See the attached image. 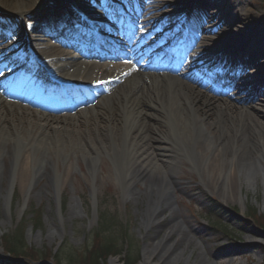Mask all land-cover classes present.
<instances>
[{
  "label": "rangeland",
  "instance_id": "374dc122",
  "mask_svg": "<svg viewBox=\"0 0 264 264\" xmlns=\"http://www.w3.org/2000/svg\"><path fill=\"white\" fill-rule=\"evenodd\" d=\"M44 1L23 7L16 4L21 13L0 16V26L9 22L20 25L22 39H25L24 43L18 44L20 47L16 46L17 50H11L12 44H8L11 39L4 37L3 32L6 31L0 29L2 48H8L5 56L16 59L19 53H27L26 36H30V26L34 24L35 6L51 2ZM210 1L230 8L228 12L236 14L232 26L227 24L233 27V44H238L241 39L239 44H243V52L254 53L255 62L260 66L250 76H244L247 78L244 82L248 83L245 85H261L264 82V52L260 53V41L250 38L249 32L260 25L263 26L260 30L264 32V0ZM207 13L211 17L208 21H211L213 12L207 9ZM101 21L115 28L107 19ZM228 27L224 26V29ZM220 29L216 30L219 36L216 39H221ZM103 33L116 42L121 40L110 32ZM62 49L73 55L71 50ZM101 59L98 61H107ZM259 74L263 77H258ZM250 90L253 93L255 87ZM96 102V99L89 98L86 106ZM259 104H264V98L256 102V105ZM78 108L82 105L66 103L58 105L57 111H49V114L73 115L79 111ZM101 108L106 115V106ZM168 123L155 126L157 134H152L148 143L152 157L160 156L162 154L158 152L160 149L156 148L154 140L164 137L167 141L163 140L164 144L159 145H165L175 154L171 167L160 164L153 167L171 178L170 198L162 199L159 207L154 208H150L148 203V184L135 180L128 185L123 178L124 168L118 170L113 159L105 155L102 162L95 161L93 171L84 158L86 148L84 144L82 147V143L68 139L58 143V140L51 139L45 143L51 149L48 155L42 148L26 144L16 159L10 157L9 152H0V264L11 263L2 254L3 238H12L19 228L25 247L38 254H58L61 264H81L95 244L93 234L102 214L114 219L125 230L133 249L139 252L138 264H141L144 253L150 257L152 264H264V171L258 169V163L253 159L237 168L231 163L232 157L228 154L232 150L228 147V156L221 159L225 170L220 171L221 177L217 178L221 188L210 190L213 173L201 170L214 153L210 136L201 129L204 147L208 149L202 155L196 148H189L192 136L187 128L182 130L181 127L177 131ZM24 164L29 180L26 185H21L16 179ZM232 170H236L235 183L241 187L238 192L235 185L234 195L230 194L228 185ZM253 213V220L259 226L255 223L242 225L250 220ZM226 227L228 235L224 234ZM162 249L166 253L160 256ZM52 259L49 258L50 261ZM112 260H115L114 264H122L118 256L108 258L106 264H112ZM39 262L32 264H46Z\"/></svg>",
  "mask_w": 264,
  "mask_h": 264
},
{
  "label": "bare ground",
  "instance_id": "6f19581e",
  "mask_svg": "<svg viewBox=\"0 0 264 264\" xmlns=\"http://www.w3.org/2000/svg\"><path fill=\"white\" fill-rule=\"evenodd\" d=\"M38 1L0 0V16L21 13L17 10L19 8H16V4L23 7L35 5ZM49 1H52L50 5L41 3L35 6L34 24L30 26V36H26V42H29V47L36 52L44 69H41L43 72L35 73V67L32 64L30 67H25V69H33L30 73L38 79L36 81L30 77L29 73L25 74L29 76V80H32L31 89H36L44 83L48 79V73L58 81L67 82L66 88L69 97L67 102L76 103L78 106L82 105V108H78L79 111L73 115H51L49 111H57L53 104H39V107H42L39 110H33L26 106L21 107L16 103H6L1 95L0 152H9L10 157L16 159L19 157L21 148L26 144L42 148L48 155L51 149L45 143L51 139L58 140V143L67 139L82 143V147L84 144L86 148L84 158L92 166L93 171H95V161L102 162V156L105 155L113 159L118 170L124 168L123 178L128 185L135 180L148 184L150 208L159 207L162 199L170 198L169 181L171 178L167 176L168 174L160 173V170L153 167L157 164L171 167L175 160V154L165 145H159L160 143L164 144L163 140L167 141L164 137L161 138L162 140H154L157 144L156 148L160 149L157 151L162 154L160 156L152 157V153L149 151L151 146L148 144L152 138L151 135L157 134L155 126L164 125L166 121L174 130L175 127L177 131L181 127L182 130L187 128L193 141L194 134H196V141L193 142L189 138V148H196L202 155L208 149L204 147V135H202L201 129L210 136L211 148L214 149V153L209 163L201 169L203 172L213 173V181L209 185L210 190L218 191L221 188L217 180L221 177L219 176L221 175L220 171L225 170L221 159L227 154L228 147L232 150V153L230 151L228 154L232 157L231 163L237 168H241L244 162L253 159L258 163V169L264 171V104L256 105V102L264 98V95L252 94L245 98L238 92L232 93V90H227L222 97L212 96L207 91L194 86L188 78L175 73L181 66L182 68L189 66L193 69L199 68V62L205 60L204 49H222V46L215 45L205 35L200 34L199 37L192 35L187 48L189 43L193 44L196 37L198 41L193 47L194 57L186 58L192 60L189 66H183L186 62L181 56L185 50L172 65L166 62V59L163 63L157 61L155 65H150L146 64L143 58L147 56V52H150L151 48L147 51L141 47V43L137 42L136 45L133 44L134 46L129 47L128 52L121 51L123 46L97 37L94 39L96 40L95 45L102 46V49L109 53L112 62L87 60L90 53H79V56H73L64 51L57 41H51L56 40L54 37L56 35L50 36L42 33L44 29L53 26L60 27L59 22L57 23L59 16L54 14V11L59 10L56 8L57 2L56 0ZM62 1L68 4L67 0ZM135 3H138L135 14H132L128 20L123 19L121 23L130 27L126 28L125 32L122 29L118 30L126 39H128L127 32L132 34L133 29L137 26L150 21L148 19V21L141 22L137 17V12L144 10L147 18L158 13L157 9L146 7L145 3L141 1ZM158 3L163 5L164 0H158ZM73 4L78 6V11L88 17L99 18V15L91 8L83 9L79 0H73ZM210 6L214 13L213 24L215 26L228 27L227 24L232 26L236 14L228 12L230 8L214 5V1ZM64 7L68 6L64 4ZM207 24L209 23L206 22L205 29L199 28L198 31L206 32ZM262 27L261 25L256 26L249 32L250 38L260 41L262 46L258 49L260 53L264 52V32L260 30ZM2 28L6 31V36H4L9 37L13 44L24 43L25 39H22L20 25L9 22ZM59 30L62 44H70L68 38L71 34L77 35L76 32L83 31L86 37L91 35L89 27L82 23L80 27L72 26V28H60ZM221 31L220 35L223 37L225 34ZM48 32L46 31V33ZM127 41L129 42V40ZM2 52L4 50L0 51V53ZM162 54L169 58L171 51L168 50ZM254 55H249L250 63L253 62ZM4 63L3 69L15 66L9 60ZM255 67L260 69L259 66L255 65ZM10 96L6 97L16 102H22V97L12 91ZM89 98L96 99V104L86 106ZM105 106V110L108 111L106 115L102 113L104 110L101 108ZM28 129L31 130L29 133H27ZM64 156L66 157V155ZM25 168L24 164L16 179L21 185H26L25 183H28L29 180ZM235 175L236 170H232L228 179L230 194L233 195L236 184L238 192L241 191L239 183H235ZM10 185L12 187L13 182ZM154 197L157 199H153ZM164 252L165 249H162L160 256ZM111 263L114 264L115 261ZM141 264H152L150 257L145 253Z\"/></svg>",
  "mask_w": 264,
  "mask_h": 264
},
{
  "label": "trees",
  "instance_id": "16d2710c",
  "mask_svg": "<svg viewBox=\"0 0 264 264\" xmlns=\"http://www.w3.org/2000/svg\"><path fill=\"white\" fill-rule=\"evenodd\" d=\"M250 215V220L243 222L244 224L242 225L249 226L254 223L258 225L253 220L254 213ZM260 220H263V218ZM224 231V234L228 235L227 227L224 228ZM22 236V231L19 228L12 238H3L2 248L4 254L10 257L11 263L9 264H32L39 261H48L50 257L53 258V264H61L58 254H38L30 248L25 247L22 242ZM229 236L234 239L232 235ZM93 238L95 244L86 258L82 259L81 264H106V260L109 257L115 256H120L122 264L139 263V252L133 249L134 246L131 239L125 234V230L114 222V219L107 217L105 214L101 215Z\"/></svg>",
  "mask_w": 264,
  "mask_h": 264
},
{
  "label": "water",
  "instance_id": "95a60500",
  "mask_svg": "<svg viewBox=\"0 0 264 264\" xmlns=\"http://www.w3.org/2000/svg\"><path fill=\"white\" fill-rule=\"evenodd\" d=\"M142 260H143V257H142Z\"/></svg>",
  "mask_w": 264,
  "mask_h": 264
}]
</instances>
